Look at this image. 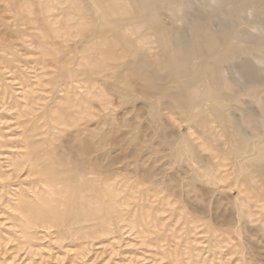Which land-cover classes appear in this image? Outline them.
<instances>
[{
	"label": "rangeland",
	"instance_id": "374dc122",
	"mask_svg": "<svg viewBox=\"0 0 264 264\" xmlns=\"http://www.w3.org/2000/svg\"><path fill=\"white\" fill-rule=\"evenodd\" d=\"M55 1L0 0V264H264V49L248 66L258 71L256 84L220 66L242 89L224 110L228 122L220 124L204 107L203 123H190L185 114L152 106L157 95L152 89L143 95L128 58L117 61L124 76L118 80L90 65L96 54L88 50L90 36L72 37L84 21L69 20L72 0ZM218 1L190 0V8L172 17V32L186 39L183 15L206 16ZM261 7L254 3L243 14L251 27L239 21L243 36L261 35L252 28L264 24ZM211 20L217 31L220 19ZM155 40L150 36L148 60L166 77ZM90 107L115 126L112 155L120 158L117 171L102 177L98 215L81 223L28 224L24 203L50 197L27 159L39 155L46 165L75 132L94 129L92 117L69 125ZM109 128L103 125L105 139Z\"/></svg>",
	"mask_w": 264,
	"mask_h": 264
},
{
	"label": "bare ground",
	"instance_id": "6f19581e",
	"mask_svg": "<svg viewBox=\"0 0 264 264\" xmlns=\"http://www.w3.org/2000/svg\"><path fill=\"white\" fill-rule=\"evenodd\" d=\"M53 1L56 2L49 0L50 3ZM254 3L261 4V9L264 10V0H219V6L206 16L200 14L194 17L195 15L185 13L181 20L185 24L184 40L172 32L177 31V28L171 27L170 24L172 17L174 21L179 13L191 7L190 0H72L69 20L73 19V16L84 21L79 24L80 28L72 37H79L84 41L90 36L88 50L95 51L96 54L95 61L89 64L94 65L100 74L112 72V76L117 80L124 77L117 73V61L128 58L129 61L125 65L132 72L130 76H136L143 84V95L149 94L148 89L155 91L157 97L155 102L151 103L155 109L163 107L169 111H177L181 116L185 114L186 117L182 119L190 123L200 118L202 124L204 118H207L204 107H209L215 113V119L222 124L228 122L224 110L230 102L239 98L233 93H239L242 89L236 90L237 85L233 77L225 79L220 66L226 64V72L230 75L235 73L234 69L238 70L236 73L246 83L258 82V71H251L248 66L252 60L263 58L261 53L264 49V24L253 23L252 28L256 29L260 36L249 31L243 36L240 32L242 23L245 28L248 26L243 14H247ZM39 4L41 5V0ZM32 6L28 5V17L29 14H34L30 9ZM164 11L171 14L169 19ZM213 16L220 19L217 31L214 30L216 24L211 20ZM179 32L182 33L181 30ZM125 33H129V36ZM153 34L155 43L162 52L158 63L162 64L163 70H167L166 77L153 71L151 61L148 60L147 46L151 43L150 36ZM134 45L136 47H133ZM118 46L122 47V52L118 51ZM100 56L103 57L102 61ZM239 59L240 62H237ZM195 63L196 69L193 67ZM87 73L79 72L83 77L89 76ZM92 79L88 77L84 81L90 83L93 82ZM175 84V89H169ZM116 89L115 85L111 87L110 92L115 93ZM196 110L198 112L195 114ZM100 112L101 109L95 112L91 107L81 109L69 125L80 127V122L90 117L95 121L100 117ZM104 124L109 125L111 129L106 139L101 132ZM114 127L111 122L98 119L94 129L88 130L85 127L84 132H75L70 137L71 140L63 145L58 158L46 159V165L39 155L27 159V168L30 167L29 170L39 175L41 182L46 185V196L50 197L40 198L36 205L23 202L22 209L28 224L48 221L81 223L93 220L98 215L102 177L104 174H114L117 171L116 163L120 160L112 155L115 146L110 134L115 133L112 132ZM262 130L264 131V121ZM86 134L91 135L94 141L89 140ZM233 139L235 138L229 137V141ZM236 141L235 139L233 142ZM244 142L246 139L239 143L240 150L244 149Z\"/></svg>",
	"mask_w": 264,
	"mask_h": 264
}]
</instances>
